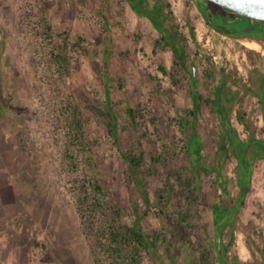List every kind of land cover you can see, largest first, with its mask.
<instances>
[{
    "label": "rangeland",
    "instance_id": "374dc122",
    "mask_svg": "<svg viewBox=\"0 0 264 264\" xmlns=\"http://www.w3.org/2000/svg\"><path fill=\"white\" fill-rule=\"evenodd\" d=\"M157 1L170 4L166 26L187 47V70L128 0H0V264H117L102 249L113 216L171 237L163 212L189 207L183 181L192 173V134L210 169L192 240L210 249L211 264H264V152L256 142H264V47L220 33L203 9L230 33L264 21L208 0H147L148 7ZM65 39L66 72L56 60ZM109 93L117 138L96 111ZM73 104L85 149L72 134ZM131 107L142 110L140 133L130 128ZM235 136L251 165L245 194ZM128 150L146 154L139 188L122 154ZM167 246L159 251L164 261L145 254L143 264L171 263ZM177 247L173 264L201 258L189 243Z\"/></svg>",
    "mask_w": 264,
    "mask_h": 264
},
{
    "label": "trees",
    "instance_id": "16d2710c",
    "mask_svg": "<svg viewBox=\"0 0 264 264\" xmlns=\"http://www.w3.org/2000/svg\"><path fill=\"white\" fill-rule=\"evenodd\" d=\"M128 1L139 16L147 17L152 21L154 26L162 34L161 40L165 42L167 46L171 47L178 63L183 67V69L187 70L189 68V54L187 47L183 43V40L179 37V33L173 27L169 28L166 26V23L168 22V15L165 14V7H169L170 4L166 3V5H163L161 2L157 1L151 8H149L147 0ZM203 11L205 12V15L207 17L208 24L213 26V28H215L225 36H229L232 38L250 37L262 39L264 35V23L259 24L255 27L253 26L252 31L250 32L230 33L222 30L221 27L218 26V24L215 22L217 18L210 16L206 12V10L203 9ZM47 29L50 36L54 38V27L50 24H47ZM68 46L69 43L67 39H65L64 44L60 46L56 55L57 62L65 72L68 70L69 64ZM193 81V97L196 103L201 99V96L196 93L195 76H193ZM216 94L218 98L221 96V88L218 89V92ZM72 108L74 114L72 134L79 147L85 149L87 148V145L84 138L85 132L81 114L74 104L72 105ZM96 111L103 119L108 133L117 138L120 131V124L118 114L111 99V93H109V98L106 105L104 107H97ZM218 111L220 116H222V119L224 120V127H226L227 131H230L227 126V120L224 115H222L223 110L221 108H218ZM127 113L129 115L130 128L135 133H140L138 126L139 120L142 116V110L131 107L127 109ZM256 142L261 146L264 152V142ZM232 144L235 149L239 151V184L243 190V193L245 194L249 189V178L251 175V165L246 159L247 149L245 143L241 141L237 136L233 137ZM188 148L192 173L189 178L182 181L184 185L185 195L187 196V199L189 201V207L187 209H183V211H180L174 216L165 211L163 212L172 227V229L170 230L172 236L168 237L161 233H155L154 235H151L145 232L138 223H135L133 225L125 224L121 222L120 219L113 216L111 221L108 222L106 230L102 232V249L105 251L108 257L114 260L117 264H143V258L145 254H152L153 256H156L157 258H160L162 260L159 251L161 249V243L166 242L168 243L167 250L169 252L170 258L172 259V262H164V264H173V261L175 259L174 257L176 255L174 251L177 250L178 243L182 242L193 245L194 249L198 250L201 253V258L197 263L194 262V264H211L210 249L205 244H203L200 239L197 240V242H194V240H192V236L196 235L195 229L197 227V221L201 217V211L205 209V204H207V202L202 203L200 201L201 197L198 195V191L201 186L204 173L208 172L210 169L208 166H205L202 161L201 143L199 138L196 137L195 134H192L191 142L189 143ZM222 148L224 149L223 145ZM122 154L128 164L130 176L134 180L136 186L138 188L141 187L142 183L144 182V178L142 175L147 164L146 154L143 151L140 154H136L133 150L124 151ZM95 187L98 190L102 191V187L100 184H95ZM143 194L146 202L150 203L149 194L146 191H144ZM196 203H198L197 207ZM219 210V206H217L216 211L219 212ZM115 212L117 216H119L118 210H116ZM217 217L221 218L222 216L218 214Z\"/></svg>",
    "mask_w": 264,
    "mask_h": 264
},
{
    "label": "water",
    "instance_id": "95a60500",
    "mask_svg": "<svg viewBox=\"0 0 264 264\" xmlns=\"http://www.w3.org/2000/svg\"><path fill=\"white\" fill-rule=\"evenodd\" d=\"M221 6L250 16L264 20V0H209ZM264 47V43L257 41Z\"/></svg>",
    "mask_w": 264,
    "mask_h": 264
},
{
    "label": "bare ground",
    "instance_id": "6f19581e",
    "mask_svg": "<svg viewBox=\"0 0 264 264\" xmlns=\"http://www.w3.org/2000/svg\"><path fill=\"white\" fill-rule=\"evenodd\" d=\"M249 46L250 47H253V48H259L260 47V44L257 43V42H253V43H250Z\"/></svg>",
    "mask_w": 264,
    "mask_h": 264
},
{
    "label": "flooded vegetation",
    "instance_id": "af4514ba",
    "mask_svg": "<svg viewBox=\"0 0 264 264\" xmlns=\"http://www.w3.org/2000/svg\"><path fill=\"white\" fill-rule=\"evenodd\" d=\"M252 39H254L256 41H260L261 43H264V35H263L262 39H260V38H252Z\"/></svg>",
    "mask_w": 264,
    "mask_h": 264
}]
</instances>
